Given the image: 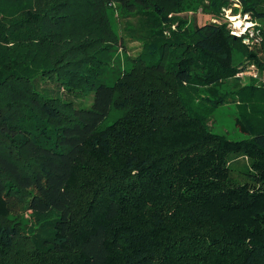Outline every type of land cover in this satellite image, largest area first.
<instances>
[{"label": "trees", "instance_id": "trees-1", "mask_svg": "<svg viewBox=\"0 0 264 264\" xmlns=\"http://www.w3.org/2000/svg\"><path fill=\"white\" fill-rule=\"evenodd\" d=\"M114 11L141 44L122 69ZM261 52L264 0H0V264H264V88L236 77ZM227 102L248 139L210 130Z\"/></svg>", "mask_w": 264, "mask_h": 264}, {"label": "rangeland", "instance_id": "rangeland-1", "mask_svg": "<svg viewBox=\"0 0 264 264\" xmlns=\"http://www.w3.org/2000/svg\"><path fill=\"white\" fill-rule=\"evenodd\" d=\"M229 12V9L225 10L223 13V17L225 18L226 15L229 14ZM181 16L186 19L188 24L195 23L197 25H202L204 23L214 22L213 20H216L217 22L219 21V19L203 13L201 9H198L196 11H186L184 13H181ZM134 20V18H130L128 19V22L134 23ZM110 22L113 30L118 35H124L123 45L116 46L115 51L113 52L114 66L118 69H122L125 68L128 57L134 58L139 54L141 50V44L137 41H132L128 36L125 35V20L119 17L117 11H114L110 14ZM259 55L264 59L263 52H261ZM247 81L248 80H245L243 82ZM39 87L45 89L51 96L59 97L60 99L66 101H72L76 108L88 109L91 107L93 101V92L69 94L66 90L59 87L55 78H47L41 80ZM235 119L236 105L232 102H227L214 111V113L210 117L208 126L213 133L224 135L226 138L231 140L248 139L249 136L241 133L235 126ZM111 121L112 118L107 119L104 125L110 124ZM242 163L243 162L239 160L233 163V165L235 166V168L243 170Z\"/></svg>", "mask_w": 264, "mask_h": 264}, {"label": "built area", "instance_id": "built-area-1", "mask_svg": "<svg viewBox=\"0 0 264 264\" xmlns=\"http://www.w3.org/2000/svg\"><path fill=\"white\" fill-rule=\"evenodd\" d=\"M234 6L238 7L239 5L234 4ZM229 11V14L226 15L224 19L230 34L241 39L242 43L248 48L252 49L258 47L262 42L261 26L256 21L252 20L247 14L233 15L230 9ZM231 16L238 17L241 20V24L236 26L235 22L231 20ZM213 21L214 23H219V21ZM236 77L242 81L252 79L257 86L264 88V69L258 68L255 64L241 67L237 72Z\"/></svg>", "mask_w": 264, "mask_h": 264}, {"label": "bare ground", "instance_id": "bare-ground-1", "mask_svg": "<svg viewBox=\"0 0 264 264\" xmlns=\"http://www.w3.org/2000/svg\"><path fill=\"white\" fill-rule=\"evenodd\" d=\"M231 20L235 22L236 26H239L241 24V20L238 17L231 16Z\"/></svg>", "mask_w": 264, "mask_h": 264}]
</instances>
